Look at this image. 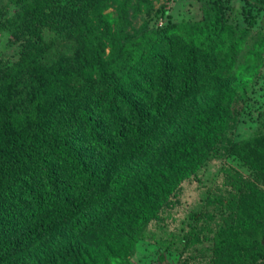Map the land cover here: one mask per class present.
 <instances>
[{
    "label": "trees",
    "instance_id": "16d2710c",
    "mask_svg": "<svg viewBox=\"0 0 264 264\" xmlns=\"http://www.w3.org/2000/svg\"><path fill=\"white\" fill-rule=\"evenodd\" d=\"M0 31V264H264V0H0Z\"/></svg>",
    "mask_w": 264,
    "mask_h": 264
},
{
    "label": "rangeland",
    "instance_id": "374dc122",
    "mask_svg": "<svg viewBox=\"0 0 264 264\" xmlns=\"http://www.w3.org/2000/svg\"><path fill=\"white\" fill-rule=\"evenodd\" d=\"M174 8L175 6L173 7V10ZM0 50L7 54H12L15 51V46L9 43L6 33L3 31H0ZM250 127L251 123H249L248 117L245 116L239 128L241 136H245L250 130ZM213 182L214 179H207L203 183L206 187H211ZM205 186H199L194 180L181 182L180 190L177 194L178 202L169 209L168 214L164 217L162 222L163 229L157 228L154 224L150 226V229L154 231L157 237L162 236L169 230L174 233L177 232L179 227L184 225V222L187 220V214L190 211L196 210L197 207L200 209L205 207V203L201 201V191L205 189ZM207 208L210 209L212 206L209 205ZM214 213L217 215L215 210ZM155 248L156 244L153 240L139 242L135 252L130 258L129 264H161L156 260ZM167 254H164V258L167 260L168 264H183L177 254ZM206 260L207 258L205 254H198L197 259L194 260L192 264H206Z\"/></svg>",
    "mask_w": 264,
    "mask_h": 264
}]
</instances>
